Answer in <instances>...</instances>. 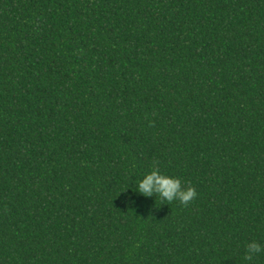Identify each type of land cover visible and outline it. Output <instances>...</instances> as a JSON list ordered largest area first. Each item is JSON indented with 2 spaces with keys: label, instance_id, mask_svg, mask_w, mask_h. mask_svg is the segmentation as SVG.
Masks as SVG:
<instances>
[{
  "label": "trees",
  "instance_id": "16d2710c",
  "mask_svg": "<svg viewBox=\"0 0 264 264\" xmlns=\"http://www.w3.org/2000/svg\"><path fill=\"white\" fill-rule=\"evenodd\" d=\"M158 167L188 204L143 197ZM264 0H0V264H264Z\"/></svg>",
  "mask_w": 264,
  "mask_h": 264
},
{
  "label": "clouds",
  "instance_id": "9594fccd",
  "mask_svg": "<svg viewBox=\"0 0 264 264\" xmlns=\"http://www.w3.org/2000/svg\"><path fill=\"white\" fill-rule=\"evenodd\" d=\"M134 193L143 197H159L162 201L172 202L178 200L181 204L190 203L196 196L194 187H185L179 178L163 173L158 167H153L150 172L136 182ZM261 246L256 242H249L246 246L245 259L251 261L253 256L260 253Z\"/></svg>",
  "mask_w": 264,
  "mask_h": 264
}]
</instances>
